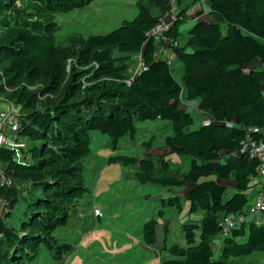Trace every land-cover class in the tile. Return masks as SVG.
<instances>
[{
    "label": "trees",
    "instance_id": "16d2710c",
    "mask_svg": "<svg viewBox=\"0 0 264 264\" xmlns=\"http://www.w3.org/2000/svg\"><path fill=\"white\" fill-rule=\"evenodd\" d=\"M93 1L0 0V70L7 83L1 93L21 106L19 134L28 140L30 156L18 163L12 150L0 149V163L14 181L0 188V198L11 210L25 202L19 228L9 225L11 210L0 215V264H31L44 248L57 260L72 252L55 233L88 192L82 163L91 152V133L109 135L116 150L122 138L135 137L136 118L169 121L166 154L191 157L190 168L181 172L151 154L116 155L108 162L137 167L134 177L142 184L192 186L190 214L204 213L181 225L187 245L168 246L174 258L161 264H232L231 257L264 252V225L253 221L232 230L220 259L213 245L223 217L249 212L247 191L260 177V159L241 149L248 135L264 141V69L251 67L256 60L264 64V0H208L214 20L196 22L185 43L180 37L189 0H141L133 20L107 34L69 36L61 45L57 15ZM172 1L178 16L167 35L184 69L182 82L157 57L162 44L147 37L172 11ZM139 54L145 69L129 73L128 62ZM183 101H198L211 124L192 129L195 119ZM144 145L148 152L153 142ZM229 188L235 193L226 199ZM163 203L183 210L181 196ZM157 224L151 219L143 227L148 245L157 242Z\"/></svg>",
    "mask_w": 264,
    "mask_h": 264
},
{
    "label": "rangeland",
    "instance_id": "374dc122",
    "mask_svg": "<svg viewBox=\"0 0 264 264\" xmlns=\"http://www.w3.org/2000/svg\"><path fill=\"white\" fill-rule=\"evenodd\" d=\"M140 1L94 0L84 8L59 13L57 15L59 24L56 32L57 39L61 45H67L69 36L84 35L87 37L107 34L118 28L124 20H133L138 13L137 6ZM143 3L148 4L149 2L143 0ZM101 4L108 7H102ZM186 22L181 27L183 32V36L180 37L181 43H185L188 33L185 28ZM221 26L225 31L226 24L221 23ZM189 51L193 50L189 49ZM141 62L139 55L133 57L128 62L130 64L129 73L138 72ZM172 68L175 77L182 82L184 73L182 64L175 60ZM192 113L195 119L192 129H197L200 127L202 119L205 118V114ZM135 124L137 129L135 137L122 138L116 150L112 147L109 135L99 131L91 133V152L83 159L82 163L88 192L70 209L69 223L60 227L55 233L60 244L65 242V244L72 245V252L65 254L61 260H57L54 259L51 252L44 248L42 255L31 264L145 263L146 253H143L142 256L138 251V248L135 247L138 245L135 239L140 235L144 239L143 227L151 219L158 221L157 229L164 228L165 216L160 214L162 202L158 198L161 195L173 197V192L158 185L139 183L134 177L137 167L110 164L108 160L116 155H129L141 159L147 153L144 144L151 141L153 142L152 156L156 160H159L161 156L166 158L164 140L173 131L167 120L143 121L136 118ZM172 156H177V158L174 159ZM168 158L181 172L190 168L191 157L189 156L169 154ZM234 193L235 190L229 188L226 199H229ZM248 196L250 197L249 193ZM2 200L5 202L0 203V215H3L2 211L7 213L11 210L9 201L6 198H2ZM251 202L252 200L249 201V204ZM171 208L169 207L167 210ZM24 209L25 202L21 199L20 204L11 210L10 226L17 228L21 226L22 221L25 220ZM172 216V213L167 214V219L171 221L170 240L186 246L181 228L183 218L179 213H175V217ZM199 240L200 233H198ZM160 251L163 252V260L174 258L170 253ZM220 257L221 249L216 248L215 259H220ZM229 261L232 264H264V252H256L243 257H231Z\"/></svg>",
    "mask_w": 264,
    "mask_h": 264
},
{
    "label": "built area",
    "instance_id": "2783aa9c",
    "mask_svg": "<svg viewBox=\"0 0 264 264\" xmlns=\"http://www.w3.org/2000/svg\"><path fill=\"white\" fill-rule=\"evenodd\" d=\"M172 4V11L167 16L161 18L157 26L147 33L148 39H153L162 44L157 53V57H162L171 66L176 60V54L172 48V39L167 35V33L173 27L178 16V8L176 7L175 2L172 1L171 6ZM213 20L214 18H211V21ZM175 44H177V42H175ZM139 58L142 61L141 54H139ZM143 69H145V66L142 61L138 72ZM131 82L132 79L127 80L128 84H131ZM3 88H7V83L6 77L0 70V98L4 99L8 105L7 109L0 111V149L7 148L12 150L15 154L14 161L25 164L29 162L30 156L27 153V149L29 147L28 140L19 134L22 119L21 106L15 101L5 98V96L1 93ZM202 124H211V118L209 116H205L202 120ZM257 131L258 128H250V132L254 133ZM241 151L249 153L254 158L260 159V177L258 178L261 180L262 186L258 190L255 202L247 214L235 213L222 218L220 223L222 230L213 240L215 249L221 248L219 243L221 241L224 243L225 239L230 236L234 228L240 227L250 221L256 222L258 225H264V141H256L248 135V138L243 142ZM13 184V179L6 174L4 169H0V188L12 187ZM2 202L5 201L0 198V203ZM97 213L101 214L99 212Z\"/></svg>",
    "mask_w": 264,
    "mask_h": 264
},
{
    "label": "crops",
    "instance_id": "0c3cea01",
    "mask_svg": "<svg viewBox=\"0 0 264 264\" xmlns=\"http://www.w3.org/2000/svg\"><path fill=\"white\" fill-rule=\"evenodd\" d=\"M186 4L189 6V11H188V19L189 20H188V22H186V27H185L186 30L189 31V29L198 21H208V22L210 21V22H212L211 18H214V17H212L213 15L211 13V10H210L209 4H208V0H189V1H187ZM101 6L102 7H108V6H104V4H101ZM251 67L257 68V69H264V64L260 60H256L251 65ZM183 105L191 113L192 112H197L199 114L204 113L203 111L199 110V108H198L199 102L198 101H186V102L183 101ZM7 108H8V105H7L6 101L4 99L0 98V111L3 109H7ZM204 114H205V116H208L207 113H204ZM201 124H202V122H201ZM164 150L166 152L168 151L167 148H164ZM166 152H164V154ZM148 154L152 155V149L150 151H148L145 154V156ZM172 157L174 159L177 158V156H172ZM166 159H169L168 155H167ZM0 169H4V165L2 163H0ZM261 186H262V182H261V180H259L258 177L254 178L252 180L251 187L247 191L250 195L251 200H252L251 206L254 204L257 192L261 188ZM191 187L192 186H187L185 188H178V189L177 188L176 189L168 188L169 192H173L172 193L173 197L181 196L182 203H183V210L181 212H178L174 207H172L170 210H167V208H169V207H164L163 202H164V200L169 199L168 196L161 195L158 198L162 202V210L164 211V214H162V215L165 216V222L163 223L164 231L161 228L157 229V242L154 245H148L145 242V240L143 239L142 235L138 236L137 239H135L136 244H138L135 247L138 248V251L142 254V256H143V253H146L144 264H161V262L163 260V252H161L160 250L166 251V248L168 246L172 245L173 243H178V242H175L173 240H170L169 232H170V227H171V221H170V219H167V214L172 213V215H173L172 217H175V213H179L181 218H183V223L185 221H191V220L200 221L202 219V217L204 215L203 212H198L196 214H190L191 203L189 201V191H190ZM170 198H172V197H170ZM162 210H160V211H162ZM223 244H224L223 241H221L219 243V246L222 248Z\"/></svg>",
    "mask_w": 264,
    "mask_h": 264
}]
</instances>
